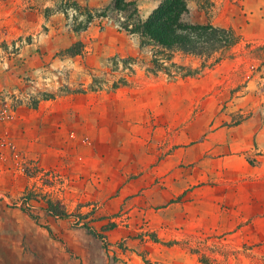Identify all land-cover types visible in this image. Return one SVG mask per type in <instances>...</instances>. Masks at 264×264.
<instances>
[{
    "label": "rangeland",
    "instance_id": "rangeland-1",
    "mask_svg": "<svg viewBox=\"0 0 264 264\" xmlns=\"http://www.w3.org/2000/svg\"><path fill=\"white\" fill-rule=\"evenodd\" d=\"M125 16L0 0V264H264V0H187L239 41L177 79Z\"/></svg>",
    "mask_w": 264,
    "mask_h": 264
},
{
    "label": "trees",
    "instance_id": "trees-1",
    "mask_svg": "<svg viewBox=\"0 0 264 264\" xmlns=\"http://www.w3.org/2000/svg\"><path fill=\"white\" fill-rule=\"evenodd\" d=\"M113 5L126 15L123 28L137 36L140 48L151 52L153 72L163 73L171 79L198 75L208 65L231 58L239 41V35L231 28L184 22L187 0H160L144 21L139 18L136 2L113 0ZM76 46L77 49L72 51L77 55L82 52V45ZM176 57L196 60L199 66L193 68L177 63L174 61ZM130 61L133 59L127 58L125 62ZM124 65L130 69L126 63ZM48 211L55 216H65L54 210L50 203Z\"/></svg>",
    "mask_w": 264,
    "mask_h": 264
}]
</instances>
